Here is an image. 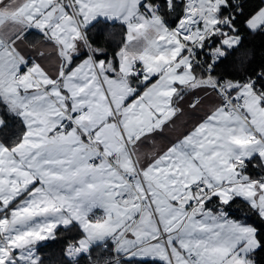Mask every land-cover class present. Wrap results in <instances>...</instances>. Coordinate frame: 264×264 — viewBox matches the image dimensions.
Masks as SVG:
<instances>
[{
    "label": "snow or ice",
    "instance_id": "6c2138e0",
    "mask_svg": "<svg viewBox=\"0 0 264 264\" xmlns=\"http://www.w3.org/2000/svg\"><path fill=\"white\" fill-rule=\"evenodd\" d=\"M243 30L264 35V0H0V264H44L59 228L80 229L61 264H264Z\"/></svg>",
    "mask_w": 264,
    "mask_h": 264
},
{
    "label": "trees",
    "instance_id": "16d2710c",
    "mask_svg": "<svg viewBox=\"0 0 264 264\" xmlns=\"http://www.w3.org/2000/svg\"><path fill=\"white\" fill-rule=\"evenodd\" d=\"M261 6V0H246V11L252 12L258 7ZM101 27H107L109 29L112 28L111 25H103ZM116 36L118 37L121 33V28L119 25L113 29ZM97 34V29H93V37ZM244 40L242 47L239 48L237 52L231 54L229 59L235 63L241 53H247L248 59L251 63L253 68L260 67L262 63H264V35L261 34H251L247 30H243ZM103 39V37H101ZM108 43H112L108 41ZM114 46V45H113ZM250 174L255 175L258 171L257 169H253L251 165H249L248 169ZM235 207V206H234ZM241 207H245L241 205ZM246 210V208H245ZM251 215V213H249ZM240 216L239 212L235 213V217L237 218ZM246 222L253 223L258 222V218L252 217L251 220ZM80 236V229L72 228L70 231L65 230L64 228H59L56 230V238L47 241L46 243H41L38 245L39 253L43 258L44 264H61L64 261V257L62 255L63 249L65 248L66 244L72 241L74 238H79ZM66 264V261L64 262Z\"/></svg>",
    "mask_w": 264,
    "mask_h": 264
},
{
    "label": "crops",
    "instance_id": "0c3cea01",
    "mask_svg": "<svg viewBox=\"0 0 264 264\" xmlns=\"http://www.w3.org/2000/svg\"><path fill=\"white\" fill-rule=\"evenodd\" d=\"M30 40H39L42 39L41 37H39L35 31H33V34L29 37ZM51 60L54 63L55 62V53H52L51 56ZM44 66L48 67L49 66V61H43ZM175 120V131L172 132H168L166 133V135H171L173 137H175L176 135H179L182 131L186 130L185 125L189 126L191 125V121H192V117L190 115V113L185 112L183 116L178 115L177 117H174ZM158 144H163L166 143V141L163 140H158L157 141Z\"/></svg>",
    "mask_w": 264,
    "mask_h": 264
},
{
    "label": "rangeland",
    "instance_id": "374dc122",
    "mask_svg": "<svg viewBox=\"0 0 264 264\" xmlns=\"http://www.w3.org/2000/svg\"><path fill=\"white\" fill-rule=\"evenodd\" d=\"M49 240H51V239H49ZM49 240L39 242V244H41V243H46V242L49 241Z\"/></svg>",
    "mask_w": 264,
    "mask_h": 264
}]
</instances>
